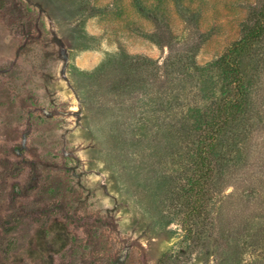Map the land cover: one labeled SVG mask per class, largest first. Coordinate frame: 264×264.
Instances as JSON below:
<instances>
[{"label": "rangeland", "instance_id": "rangeland-1", "mask_svg": "<svg viewBox=\"0 0 264 264\" xmlns=\"http://www.w3.org/2000/svg\"><path fill=\"white\" fill-rule=\"evenodd\" d=\"M0 264H264V0H0Z\"/></svg>", "mask_w": 264, "mask_h": 264}, {"label": "trees", "instance_id": "trees-1", "mask_svg": "<svg viewBox=\"0 0 264 264\" xmlns=\"http://www.w3.org/2000/svg\"><path fill=\"white\" fill-rule=\"evenodd\" d=\"M235 70L236 69H233V71H235ZM236 86H237V89L238 90L241 89V87H239V83H237ZM224 107L227 110H225L226 112L223 113V114L220 113V114L216 115L215 122L213 124L212 132H209L208 130L203 129L202 135H201V133L199 135H197L196 142H201V143L204 144V145H202V147H203L202 150H203L204 154H206L207 151L209 149H211L208 146V143H206V141L208 139H212L215 136V134H217V132H221L220 130H222V128L224 127V125H226L227 120H229V119L231 120V116H230L231 114H230V112L231 111H234V110H236V109H238L240 107V99L237 98V99H234L233 101H229L228 103H227V101H225L224 102ZM205 117H207V116H205ZM205 117H204V119H205ZM199 122H201V125H199L200 123L198 125L196 124L197 126L195 125V128H200L199 126H202V125H203V127H205V124H204L205 121H202L201 120ZM198 166L201 167V169H204V172L209 171L210 168H211V167H209L210 166V163H209L208 159L205 160V157H202L200 159V161H198Z\"/></svg>", "mask_w": 264, "mask_h": 264}]
</instances>
